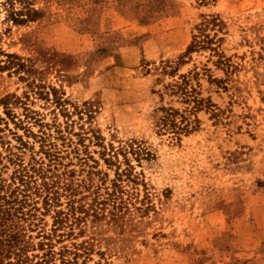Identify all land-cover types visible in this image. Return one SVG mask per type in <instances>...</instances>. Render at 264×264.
I'll use <instances>...</instances> for the list:
<instances>
[{
  "label": "rangeland",
  "instance_id": "rangeland-1",
  "mask_svg": "<svg viewBox=\"0 0 264 264\" xmlns=\"http://www.w3.org/2000/svg\"><path fill=\"white\" fill-rule=\"evenodd\" d=\"M30 3L41 15L24 25L0 12V61L13 63L0 71L4 163L10 149L40 157L32 111L54 135H82L81 178L92 166L110 185L104 157L124 169L126 153L141 181L123 231L89 264H264V0ZM212 16V43L187 54Z\"/></svg>",
  "mask_w": 264,
  "mask_h": 264
},
{
  "label": "trees",
  "instance_id": "trees-1",
  "mask_svg": "<svg viewBox=\"0 0 264 264\" xmlns=\"http://www.w3.org/2000/svg\"><path fill=\"white\" fill-rule=\"evenodd\" d=\"M3 8L5 21L15 25L36 21L41 15L32 7L30 0H3L0 12ZM210 23L219 26L223 22L218 17L204 18L197 26L200 36H193L187 54L207 49L212 43V39H207L203 33V28ZM12 65V61H0V71ZM10 102H16L12 96L3 100L8 117L13 115ZM55 102L62 106L59 99ZM26 118L40 125V135L22 125V119L16 125L38 140L41 155L25 161L23 155L10 149L5 163L0 155V264H89L93 254L105 256L104 244L109 250L106 232L112 230L119 234L123 231L127 214L134 204L135 194L128 186L132 189L141 181L133 173V165L126 153H123L127 165L124 169H121L123 161L119 153L104 157L109 166H117L110 185H106L102 178L95 182L93 174L98 172L93 171L92 166L81 178L78 171L70 166L73 158L81 167L87 165L88 160L80 158L79 154V146L86 147L82 135H78L79 141L75 143L55 125L56 135L45 129L52 128L51 124L36 118L32 111L26 112ZM53 139L62 140L61 146ZM73 144L75 146L70 149ZM22 148H29V144L22 142ZM134 154L139 160L137 152ZM12 165L11 175L5 177Z\"/></svg>",
  "mask_w": 264,
  "mask_h": 264
}]
</instances>
